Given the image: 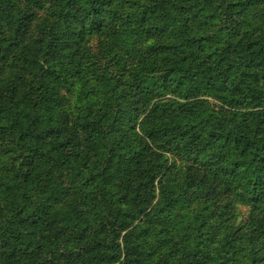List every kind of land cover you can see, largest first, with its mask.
Instances as JSON below:
<instances>
[{
    "label": "trees",
    "instance_id": "16d2710c",
    "mask_svg": "<svg viewBox=\"0 0 264 264\" xmlns=\"http://www.w3.org/2000/svg\"><path fill=\"white\" fill-rule=\"evenodd\" d=\"M91 227L81 264H264V0H0V264Z\"/></svg>",
    "mask_w": 264,
    "mask_h": 264
},
{
    "label": "rangeland",
    "instance_id": "374dc122",
    "mask_svg": "<svg viewBox=\"0 0 264 264\" xmlns=\"http://www.w3.org/2000/svg\"><path fill=\"white\" fill-rule=\"evenodd\" d=\"M94 39V38H93ZM96 41V40H95ZM65 99L66 103L73 102V98L75 97V94L70 95L68 92L65 93ZM237 217L238 220L242 221L244 217H246L249 213V208L245 205H239L237 207ZM95 232V229L91 227V229L88 231V233L85 236V239L81 242V245L77 248L68 249V247H65L63 252H66V254L70 257L65 258V256L61 259L62 264H81L82 263V254L87 253L88 251V245L92 248L95 242H99L98 235Z\"/></svg>",
    "mask_w": 264,
    "mask_h": 264
}]
</instances>
